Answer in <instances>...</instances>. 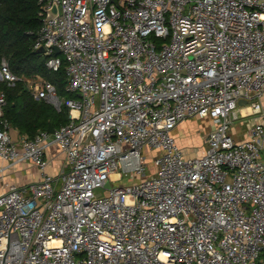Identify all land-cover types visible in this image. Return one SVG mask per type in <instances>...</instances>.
Here are the masks:
<instances>
[{"label":"built area","instance_id":"obj_1","mask_svg":"<svg viewBox=\"0 0 264 264\" xmlns=\"http://www.w3.org/2000/svg\"><path fill=\"white\" fill-rule=\"evenodd\" d=\"M53 3L57 14L48 19ZM38 4L33 49H43L50 70L65 63L66 90L77 96L61 98L51 82L28 78L33 97L56 110L64 104L68 121L12 142L0 120V176L23 162L41 175L4 184L0 264H257L264 0ZM18 79L3 58L0 80ZM190 117L212 128L202 154L187 157L171 131ZM246 120L247 136L236 139L233 127ZM52 145L64 155L56 175L46 170ZM152 151L145 175L143 153ZM126 174L130 181L117 184Z\"/></svg>","mask_w":264,"mask_h":264},{"label":"trees","instance_id":"obj_2","mask_svg":"<svg viewBox=\"0 0 264 264\" xmlns=\"http://www.w3.org/2000/svg\"><path fill=\"white\" fill-rule=\"evenodd\" d=\"M39 8L38 0H0V63L4 58L9 70L19 78L13 84L0 80V91L5 94L0 120L6 119L20 135L27 137L47 130L49 125L58 128L65 124L68 108L63 104L56 110L44 100L34 98L25 79L38 76L51 82L59 97L77 96L66 90L65 63L50 70L45 65L47 56L33 49L41 25ZM261 256L264 259V252Z\"/></svg>","mask_w":264,"mask_h":264},{"label":"crops","instance_id":"obj_3","mask_svg":"<svg viewBox=\"0 0 264 264\" xmlns=\"http://www.w3.org/2000/svg\"><path fill=\"white\" fill-rule=\"evenodd\" d=\"M262 107L264 109V95L262 97ZM1 112V108H0ZM256 117H253L249 120V122L254 121ZM188 119H196L195 117H190L186 118L182 121H180L171 131L172 136L176 140L178 146L180 147L181 143L183 142V139L185 138V130L188 127L189 124H187ZM199 122V127L194 126L196 130V135L198 134V139L199 142H201V154L204 150L205 143L204 139L205 136L208 134V132L212 128V123L209 119L207 118H198ZM244 124V121H240L237 123L235 127H233L232 131L236 139H242L247 136V125L248 123L246 122L245 126L241 125ZM18 136H21L18 132ZM182 150V149H181ZM183 152V151H182ZM184 154V153H183ZM200 154V155H201ZM185 155V154H184ZM198 156V155H197ZM45 159L47 160V172L52 175L58 174L60 172L61 168H63V163H64V155L59 151L58 147L55 145L50 146L46 152H45ZM5 164L4 161L0 160V166H3ZM40 172L38 169L30 164V163H19L16 164L12 167H9L8 169L4 170L2 176H0V193L4 189V184L5 183H15L16 185H24L29 182L33 181H38L40 180Z\"/></svg>","mask_w":264,"mask_h":264},{"label":"rangeland","instance_id":"obj_4","mask_svg":"<svg viewBox=\"0 0 264 264\" xmlns=\"http://www.w3.org/2000/svg\"><path fill=\"white\" fill-rule=\"evenodd\" d=\"M247 120H249V119H247ZM247 120L245 121L244 124L242 123L241 125L245 126ZM198 122H199L198 118L188 119V121H187V124H189L185 130V134L186 133L187 134H186L185 138L183 139V142L180 145V149H182L183 153L187 157L197 156V155L199 156L201 154V148H202L201 144L202 143L199 142L198 134L196 135L197 132L194 128V126L199 127ZM155 153H156L155 151H152L149 153H146V152L143 153L144 163L147 165V167L145 169V175H148L153 171L152 159L155 156ZM122 174H124V173H122ZM129 181H130L129 175L126 174V175H123L122 179L120 181H118L117 184H124V183H127ZM111 184L113 185L114 183L112 182ZM106 193H107V190H105L104 188L95 189L96 195H105ZM262 252H264V250ZM262 252H261V254H262ZM259 261L264 262V259L262 258L261 255H260Z\"/></svg>","mask_w":264,"mask_h":264},{"label":"water","instance_id":"obj_5","mask_svg":"<svg viewBox=\"0 0 264 264\" xmlns=\"http://www.w3.org/2000/svg\"><path fill=\"white\" fill-rule=\"evenodd\" d=\"M57 14V5L55 3L52 4L51 8H49L47 10V18H53L55 17ZM55 50V53L58 55L60 52H59V49L57 47L54 48ZM40 52H43V49L41 48L39 50ZM48 132H53L54 131V128L49 125L48 128H47ZM9 134L11 136V141L12 142H16L18 140V131L16 129H14L13 127H10L9 128ZM106 187H109V183L106 182L105 184Z\"/></svg>","mask_w":264,"mask_h":264}]
</instances>
